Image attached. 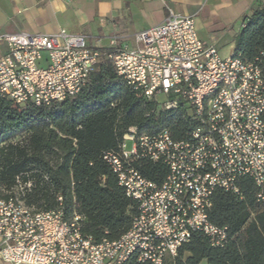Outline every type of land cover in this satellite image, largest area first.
<instances>
[{
    "label": "built area",
    "instance_id": "obj_1",
    "mask_svg": "<svg viewBox=\"0 0 264 264\" xmlns=\"http://www.w3.org/2000/svg\"><path fill=\"white\" fill-rule=\"evenodd\" d=\"M135 41L129 47L112 39L102 50L66 29L0 34V98L16 106L47 109L77 96L107 58L139 97L165 113L182 110L188 123L180 136L160 122L152 131L130 126L118 147L104 153L137 205L131 227L114 240L86 234L85 217L68 216L62 198L54 210L30 206L25 191L32 182L18 178L8 196L0 197L2 261L122 264L135 256L164 264L196 233L217 248L229 243V228L209 217L217 189L240 195L239 181L251 177L264 207V75L258 61L235 51L222 56L200 38L193 15L171 8ZM143 160L166 166L165 177L145 176L136 166Z\"/></svg>",
    "mask_w": 264,
    "mask_h": 264
},
{
    "label": "trees",
    "instance_id": "obj_2",
    "mask_svg": "<svg viewBox=\"0 0 264 264\" xmlns=\"http://www.w3.org/2000/svg\"><path fill=\"white\" fill-rule=\"evenodd\" d=\"M243 20L235 52L258 61L264 75V0H257ZM181 112H162L155 102L139 97L107 58L95 68L88 87L51 108L19 107L0 98V197L8 196L18 178L31 181L25 191L30 206L54 210L62 198L68 216L77 212L85 217L86 234L117 239L131 227L137 205L119 185L104 153L118 147L130 126L152 131L160 122L180 136L188 127ZM19 130L26 132L21 139L4 140ZM136 166L157 181L167 173L160 163L143 160ZM238 186L240 195L217 189L209 211L212 222L229 228L232 238L226 247H214L196 233L179 249L174 264H264V207L257 200L258 187L251 177ZM122 264L152 263L132 256Z\"/></svg>",
    "mask_w": 264,
    "mask_h": 264
},
{
    "label": "crops",
    "instance_id": "obj_3",
    "mask_svg": "<svg viewBox=\"0 0 264 264\" xmlns=\"http://www.w3.org/2000/svg\"><path fill=\"white\" fill-rule=\"evenodd\" d=\"M257 0H0V34H83L94 48L134 47L135 35L161 23L171 8L195 17L202 39L222 56L235 51L243 17ZM5 50V47H1ZM224 54V55H223ZM0 264H9L0 259Z\"/></svg>",
    "mask_w": 264,
    "mask_h": 264
},
{
    "label": "rangeland",
    "instance_id": "obj_4",
    "mask_svg": "<svg viewBox=\"0 0 264 264\" xmlns=\"http://www.w3.org/2000/svg\"><path fill=\"white\" fill-rule=\"evenodd\" d=\"M199 36H200L201 39H203L206 36V33L205 32H204V34L203 33H199ZM230 54H228L227 56H229ZM224 56H226V55H224ZM160 100L161 101L164 100L163 95L160 96ZM25 134H26V132L24 130H19L17 132H14L12 134H9V135L5 136L4 140L5 141H17V140L21 139ZM128 145L130 146L131 142H128ZM166 264H174L173 259L168 258Z\"/></svg>",
    "mask_w": 264,
    "mask_h": 264
}]
</instances>
